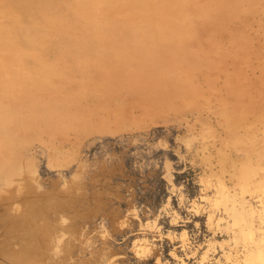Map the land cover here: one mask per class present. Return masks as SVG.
Wrapping results in <instances>:
<instances>
[{
    "label": "rangeland",
    "instance_id": "obj_1",
    "mask_svg": "<svg viewBox=\"0 0 264 264\" xmlns=\"http://www.w3.org/2000/svg\"><path fill=\"white\" fill-rule=\"evenodd\" d=\"M100 1L0 0V264H264V0Z\"/></svg>",
    "mask_w": 264,
    "mask_h": 264
},
{
    "label": "bare ground",
    "instance_id": "obj_2",
    "mask_svg": "<svg viewBox=\"0 0 264 264\" xmlns=\"http://www.w3.org/2000/svg\"><path fill=\"white\" fill-rule=\"evenodd\" d=\"M78 1H79V0H77V2H78ZM109 1H112V0H109ZM115 1H116V0H115ZM128 1H129V0H128ZM132 1L134 2V1H136V0H132ZM150 1H151V0H150ZM150 1H149V2H150ZM158 1H159V0H158ZM171 1H172V0H171ZM77 2H76V4H77ZM100 2H101L100 0H89L88 3H90V7H91V8L94 9V7H95V8L97 9L96 6H99V8H100ZM129 2H131V1H129ZM141 2H143V1H141ZM141 2H139V3H141ZM159 2H160V1H159ZM162 2H164V0H162ZM167 2H168V1H167ZM177 2H178V1H177ZM78 3H80V2H78ZM85 3H86V2H85ZM85 3H84V4H85ZM104 3H105V2H104ZM111 3H112V2H111ZM121 3H123V2H121ZM121 3H120V4H121ZM112 4H114V3H112ZM147 4L149 5V3H147ZM147 4H146V5H147ZM151 4H152V3H151ZM167 4H168V3H167ZM167 4H166V5H167ZM179 4H180V3H179ZM73 5H74V3H73ZM86 5H87V3H86ZM134 5H135V4H134ZM158 5H159V4H158ZM168 5H170V4H168ZM77 6H78V5H77ZM82 6H84V5H82ZM114 6H116V5L114 4ZM118 6H119V5H118ZM175 6H176V5H175ZM73 7H74V6H73ZM85 7H86V6H85ZM103 7H104V6H102L101 8H103ZM70 8H71V7H70ZM112 8H113V7H112ZM115 8H116V7H115ZM118 8H119V7H118ZM139 8H140V7H139ZM144 8H145V7H144ZM71 9H73V8H71ZM86 9H87V8H86ZM108 9H109V8H108ZM140 9H141V8H140ZM154 9H155V7H154ZM172 9H173V8H172ZM99 10H100V9H99ZM102 10H103V9H102ZM104 10H105V9H104ZM97 11H98V10H97ZM154 11H155V10H154ZM91 12H93V11L91 10ZM108 12H110V11H108ZM101 13H102V12H101ZM84 14H85V13H84ZM109 14H110V13H109ZM112 14H113V13H112ZM120 15H121V14H120ZM103 16H104V15H103ZM127 16H128V15H127ZM82 17H83V16H82ZM86 17L89 18L88 16H85V18H86ZM118 17H119V16H118ZM118 17H117V18H118ZM79 18H81V17H79ZM95 18H96V17H95ZM106 18H107V16H106ZM114 18H115V17H114ZM114 18H113V21L115 20ZM100 19H101V18H100ZM145 19H146V18H145ZM101 20H102V19H101ZM110 20H111V19H110ZM146 20H147V19H146ZM146 20H144V21H146ZM151 20H152V19H151ZM151 20H150V21H151ZM90 21H92V20H90ZM103 21H104V20H103ZM105 21H106V20H105ZM157 21H158V20H157ZM109 22H110V21H109ZM164 22H165V20H164ZM166 22H167V21H166ZM236 22H237V21H236ZM81 23H82V21H81ZM81 23H80V24H81ZM88 23H89V22H88ZM90 23H91V22H90ZM90 23H89V24H90ZM107 23H108V22H107ZM152 23H153V22H152ZM97 24H98V23H97ZM100 24H101V23H100ZM132 24H133V21H132ZM145 24H146V23H145ZM147 24H148V23H147ZM154 24H155V23H154ZM163 24H164V23H163ZM83 25H84V23H83ZM105 25H106V24H104V26H105ZM158 25H159V24H158ZM88 26H89V25H88ZM98 26H99V25H98ZM142 26H143V25H142ZM163 26H164V25H163ZM105 27H106V26H105ZM130 27H131V26H130ZM1 28H2V27H1ZM141 28H142V27H141ZM153 28H154V27H153ZM157 28H158V27H157ZM169 28H170V27H169ZM81 29H82V28H81ZM98 29H99V27H98ZM113 29H114V28H113ZM137 29H138V28H137ZM145 29H146V28H145ZM155 29H156V28H155ZM111 30H112V29H111ZM4 31H5V30H4ZM76 31H77V30H76ZM76 31H75V32H76ZM104 31H105V29H104ZM108 31H109V29H108ZM116 31H118V30H116ZM116 31H115V32H116ZM132 31H134V29H133ZM146 31H147V30H146ZM165 31H166V30H165ZM81 32H82V31H81ZM92 32H93V31H92ZM92 32H91V33H92ZM101 32H102V31H101ZM120 32H121V31H120ZM168 32H169V31H168ZM168 32H167V34H168ZM65 33H66V31H65ZM71 33H72V32H71ZM85 33H86V32H85ZM132 33H133V32H132ZM135 33H137V32H135ZM135 33H134V34H135ZM72 34H73V33H72ZM82 34H83V33H82ZM82 34H81V35H82ZM88 34H89V33H87V35H88ZM126 34H127V33H126ZM153 34H154V33H153ZM164 34H165V33H164ZM173 34H175V33H173ZM76 35H77V34H76ZM104 35H105V34H104ZM112 35H114V34H112ZM119 35H120V33H119ZM127 35H128V34H127ZM141 35H143V34H141ZM141 35H140V36H141ZM151 35H152V34H151ZM157 35H158V34H157ZM169 35H170V34H169ZM199 35H200V34H199ZM1 36H2V33H1L0 37H1ZM68 36H69V35H68ZM71 36H72V35H71ZM74 36H75V33H74ZM77 36H78V35H77ZM77 36H76V37H77ZM116 36H117V34H116ZM122 36H123V35H122ZM166 36H167V35H166ZM166 36H165V37H166ZM64 37H65V36H64ZM64 37H63V39H64ZM112 37H113V36H112ZM114 37H115V36H114ZM119 37H120V36H119ZM154 37H155V36H154ZM163 37H164V36H163ZM163 37H162V39H163ZM65 38H66V37H65ZM78 38H80V37L78 36ZM85 38H86V37H85ZM90 38H91V37H90ZM96 38H98V37H96ZM106 38H107V37H106ZM117 38H118V37H116V39H117ZM149 38H150V36H149ZM169 38H170V37H169ZM226 38H227V37H226ZM0 39H1V38H0ZM63 39H62V40H63ZM66 39H67V38H66ZM81 39H82V38H81ZM113 39H115V38H113ZM120 39H121V38H120ZM5 40H6V38H5ZM8 40H9V39H8ZM74 40H75V39H74ZM74 40L72 39V41H74ZM86 40H87V39H86ZM106 40H107V39H106ZM122 40H123V39H122ZM147 40H148V39H147ZM151 40H152V39H151ZM157 40H159V39H157ZM63 41H64V40H63ZM70 41H71V40H70ZM79 41H80V40H77L76 42H79ZM89 41H90V39H89ZM99 41H100V40H99ZM114 41H115V40H114ZM67 42H68V41H67ZM74 42H75V41H74ZM82 42H83V40H82ZM97 42H98V41H97ZM119 42H120V41H119ZM123 42H124V40H123ZM126 42H128V41L126 40ZM0 43H2V42H0ZM61 43H62V42H61ZM80 43H81V42H80ZM83 43L86 44L85 42H83ZM89 43H90V42H89ZM103 43H105V42H103ZM128 43H130V42H128ZM100 44H101V43H100ZM1 45H3V43L0 44V46H1ZM61 46H62V45H61ZM66 46H67V45H66ZM119 46L121 47V45H119ZM3 47L5 48V46L3 45V46L1 47V49H2ZM63 47H64V46H63ZM80 47H81V46H80ZM80 47H79V48H80ZM86 47H87V46H86ZM96 47H98V46H96ZM96 47H95V49L97 50L98 48H96ZM116 47H117V46H116ZM1 49H0V50H1ZM5 49H6V48H5ZM65 49H68V47H66ZM69 49H70V48H69ZM81 49H84V47L81 48ZM112 49H113V48H112ZM114 49L117 50V48H114ZM114 49H113V50H114ZM123 49H124V48H123ZM3 50H4V49H3ZM72 50H73V49H72ZM85 50H86V49H85ZM99 50H100V49H99ZM124 50H125V49H124ZM6 51H7V50H6ZM88 51H89V50H88ZM150 51H151V50H150ZM4 52H5V51H4ZM59 52H61V50H59ZM85 52H86V51H85ZM85 52H84V53H85ZM94 52H96V51H94ZM101 52H102V51H101ZM145 52H146V50H145ZM2 53H3V52H2ZM2 53H1V54H2ZM7 53H8V51H7ZM76 53H77V52H76ZM81 53H83V51H82ZM117 53H118V52H117ZM3 54H4V53H3ZM77 54H78V53H77ZM77 54H76V55H77ZM86 54H87V53H86ZM88 54H89V53H88ZM95 54H96V53H95ZM6 56H7V55H6ZM6 56H5V57H6ZM0 57H2V56H0ZM3 57H4V55H3ZM5 57H4V58H5ZM84 58L86 59V56H84ZM90 58H91V57H90ZM82 59H83V58H82ZM88 59H89V58H88ZM1 60H2V58H1ZM78 60H79V59H78ZM4 61H5V60H4ZM7 61H8V60H7ZM7 61H6V62H7ZM73 61H74V60H73ZM76 61H77V60H76ZM92 62H93V61H92ZM7 64H8V63H7ZM15 64H16V63H15ZM79 64H80V62H79ZM10 65H11V64L8 65V68H9ZM79 66H80V65H79ZM0 67H1V65H0ZM5 67H6V63H5ZM5 67H4V69L8 71L7 67H6V68H5ZM19 68H21V67H19ZM236 68H237V66H236ZM2 69H3V68H2ZM14 69H15V68H14ZM26 69H27V68H26ZM26 69H25L24 71L28 72ZM237 69H238V68H237ZM7 71H6V72H7ZM10 71H11V70H10V68H9V74H6V76H3V77L6 78L7 75H8V77H10V76H11L10 73L12 72V71H11V72H10ZM3 72L6 73L5 71H3ZM3 72H2V73H3ZM29 72H30V71H29ZM3 75H4V74H3ZM0 76H1V75H0ZM9 79H10V78H9ZM0 80H1V79H0ZM5 80H6V83L9 84V82L7 81L8 78L5 79ZM1 81H2V80H1ZM2 83H3V82H2ZM6 83L3 84V85H5V88H6V86L8 85V84L6 85ZM12 83H13V82H11V84H12ZM9 85H10V84H9ZM10 87H11V85H10ZM10 87H9V88H10ZM87 91H88V90H87ZM0 92H1V90H0ZM90 92H91V91H90ZM94 92H95V91H94ZM123 99H124V98H123ZM127 101H128V100H127ZM132 101H133V100H132ZM135 103H136V102H135ZM145 106H146V105H145ZM135 112H136V111H135ZM9 113H11V112H9Z\"/></svg>",
    "mask_w": 264,
    "mask_h": 264
}]
</instances>
